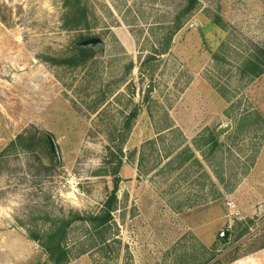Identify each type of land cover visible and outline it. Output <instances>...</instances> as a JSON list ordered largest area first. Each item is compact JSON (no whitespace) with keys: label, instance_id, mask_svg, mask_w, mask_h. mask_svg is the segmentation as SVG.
I'll list each match as a JSON object with an SVG mask.
<instances>
[{"label":"rangeland","instance_id":"374dc122","mask_svg":"<svg viewBox=\"0 0 264 264\" xmlns=\"http://www.w3.org/2000/svg\"><path fill=\"white\" fill-rule=\"evenodd\" d=\"M89 1L90 31L63 28L62 0H0V264H53L28 230L101 209L114 183L98 170L134 110L114 250L105 255L77 222L71 264H196L264 247V75L239 76L243 57L264 46V0H200L169 51L147 65L185 0ZM81 35L102 38L104 52L56 63L74 55ZM227 123L206 161L195 143ZM20 134L51 136L56 158L10 146ZM187 147L202 167L179 165Z\"/></svg>","mask_w":264,"mask_h":264},{"label":"trees","instance_id":"16d2710c","mask_svg":"<svg viewBox=\"0 0 264 264\" xmlns=\"http://www.w3.org/2000/svg\"><path fill=\"white\" fill-rule=\"evenodd\" d=\"M201 4L200 0H185L182 7L178 10L173 20L172 26L167 29V32L162 37L161 41L153 50V54L149 55L144 64L147 65L154 60V56L163 55L169 51L172 45L174 36L184 28L190 18L198 10ZM62 26L66 30H92L95 19V12L90 5L89 0H62ZM220 20V19H219ZM94 36L81 35L77 43L73 46L74 55L72 57L56 60L58 64L78 65L91 60L94 54L90 53L87 48L78 47L80 41L93 38ZM155 54V55H154ZM143 64V65H144ZM264 75V46L258 47L254 52L244 56L239 64V76L241 80L252 82ZM216 90L227 100L230 99L227 90L223 87L214 84ZM138 115L137 110L132 111L124 122L123 132H121V146L116 151H111L105 161L104 167L98 170L100 175H109L113 178V189L108 194L107 199L103 203L101 209L97 212L82 213L78 211H70L68 216L63 217H48L46 219V227L42 230H28L29 237L38 242L44 249L49 260L53 264H71L72 251L69 248L68 241L70 232L75 223L81 222L89 225L91 238L95 239V247H99L105 255L114 250L112 248V228L114 224V213L119 205V187L120 173L123 166V147L129 132L132 129V121ZM260 116V115H259ZM45 138L41 134L27 136L20 134L10 144L16 147L18 144L25 150L38 153H48L45 145ZM196 147L202 151L205 160H209L217 150L221 147L219 137L216 132L209 131L205 136L204 142L200 145L195 143ZM209 149V155L205 154V148ZM50 153V152H49ZM51 155V153H50ZM52 156V155H51ZM178 163L180 166L192 161L202 167V161L198 155L190 148L183 149L178 155ZM234 188H232L233 190ZM248 225L241 233L238 234L237 240H240L249 232ZM221 241L227 243L230 238ZM87 249H82L80 255L85 254ZM212 255V254H211ZM204 261H198L196 264H231L236 259L232 256L225 261H222L223 256L213 254Z\"/></svg>","mask_w":264,"mask_h":264},{"label":"water","instance_id":"95a60500","mask_svg":"<svg viewBox=\"0 0 264 264\" xmlns=\"http://www.w3.org/2000/svg\"><path fill=\"white\" fill-rule=\"evenodd\" d=\"M78 47H83V48H92L95 51H99L102 50L104 52L105 50V42L102 38L100 37H93L90 39H86L83 41H80L78 43ZM153 88L152 83L149 85L148 89H147V93H149ZM231 127L230 123L225 124L223 127H221L218 131H217V135L220 136L223 133H225L226 131H228ZM45 142L48 144L49 147V152L51 153L53 158H56L57 153H56V147L54 144V140L51 136L45 134ZM221 236L223 237V239H228V231H224Z\"/></svg>","mask_w":264,"mask_h":264},{"label":"crops","instance_id":"0c3cea01","mask_svg":"<svg viewBox=\"0 0 264 264\" xmlns=\"http://www.w3.org/2000/svg\"><path fill=\"white\" fill-rule=\"evenodd\" d=\"M262 185H264V183L260 182L259 186L264 187ZM231 264H264V247L253 250L247 256H244L242 258H238L234 262H232Z\"/></svg>","mask_w":264,"mask_h":264},{"label":"flooded vegetation","instance_id":"af4514ba","mask_svg":"<svg viewBox=\"0 0 264 264\" xmlns=\"http://www.w3.org/2000/svg\"><path fill=\"white\" fill-rule=\"evenodd\" d=\"M87 49L91 50L92 52L95 51V50H93L92 48H87ZM44 143H45V145H46L47 152H48V154H49V147H48V144H47L46 142H44Z\"/></svg>","mask_w":264,"mask_h":264},{"label":"built area","instance_id":"2783aa9c","mask_svg":"<svg viewBox=\"0 0 264 264\" xmlns=\"http://www.w3.org/2000/svg\"><path fill=\"white\" fill-rule=\"evenodd\" d=\"M228 205H229L230 207H232V206H233V204H231L230 202L228 203Z\"/></svg>","mask_w":264,"mask_h":264}]
</instances>
